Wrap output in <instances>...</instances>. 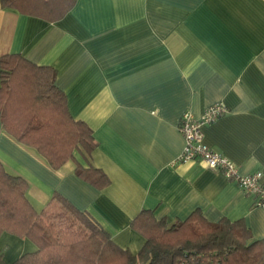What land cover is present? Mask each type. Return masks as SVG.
<instances>
[{"label":"crops","instance_id":"1","mask_svg":"<svg viewBox=\"0 0 264 264\" xmlns=\"http://www.w3.org/2000/svg\"><path fill=\"white\" fill-rule=\"evenodd\" d=\"M12 52L56 69L70 114L97 143L89 157L75 149L53 168L0 121V160L27 180L38 209H57L59 193L133 253L145 241L131 225L142 209L170 222L196 209L212 222L241 219L249 242L264 238L252 194L198 160H175L182 113L222 101L227 111L203 126L204 141L240 173H264V0H75L54 20L0 3V55ZM77 162L102 169L108 183L82 178ZM35 248L0 233L7 264Z\"/></svg>","mask_w":264,"mask_h":264},{"label":"trees","instance_id":"2","mask_svg":"<svg viewBox=\"0 0 264 264\" xmlns=\"http://www.w3.org/2000/svg\"><path fill=\"white\" fill-rule=\"evenodd\" d=\"M75 0H0L3 6L50 20L60 18ZM56 69L20 53L0 55V121L16 141L34 148L53 167L74 158L75 149L90 156L96 147L91 128L70 114L65 93L55 84ZM76 173L96 186L109 181L102 169L76 163ZM28 182L0 160V233L32 240L36 248L10 264H264V238L249 242L241 219L208 221L196 209L170 222L142 209L131 225L145 241L133 253L117 245L86 211L55 193L56 208L38 209L27 196ZM67 218L65 228L56 218ZM0 264H7L2 260Z\"/></svg>","mask_w":264,"mask_h":264},{"label":"built area","instance_id":"3","mask_svg":"<svg viewBox=\"0 0 264 264\" xmlns=\"http://www.w3.org/2000/svg\"><path fill=\"white\" fill-rule=\"evenodd\" d=\"M226 111L227 107L222 101L208 105L199 115L184 111L178 125L184 143L175 160H198L208 167L222 171L227 178L234 180L243 190L252 194L256 205L264 207V173L259 169L240 173L233 160L204 141L203 126L215 121Z\"/></svg>","mask_w":264,"mask_h":264},{"label":"rangeland","instance_id":"4","mask_svg":"<svg viewBox=\"0 0 264 264\" xmlns=\"http://www.w3.org/2000/svg\"><path fill=\"white\" fill-rule=\"evenodd\" d=\"M60 209L57 207V209H54V212H58ZM54 221H56L57 223H58V227H60V228H65L66 227V225H67V218L65 217V219L64 218H62V217H59V218H56Z\"/></svg>","mask_w":264,"mask_h":264}]
</instances>
